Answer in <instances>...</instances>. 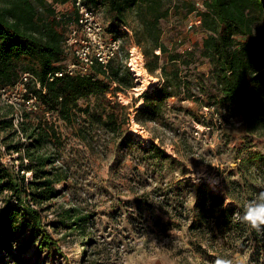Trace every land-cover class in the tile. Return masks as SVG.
I'll use <instances>...</instances> for the list:
<instances>
[{
    "label": "rangeland",
    "instance_id": "374dc122",
    "mask_svg": "<svg viewBox=\"0 0 264 264\" xmlns=\"http://www.w3.org/2000/svg\"><path fill=\"white\" fill-rule=\"evenodd\" d=\"M182 1L163 0V9ZM192 2L202 8V0ZM139 5L126 11L128 24L117 19L112 0L92 5L102 14L107 35L122 39L126 58L116 65L129 69L134 87L108 96L128 108V131H105L83 114L70 124L55 111L42 113L56 131L50 150L69 175L57 185L55 198L32 204L41 216L40 233L53 244L39 246V233L17 235L10 251H0V264H213L217 257L245 255L248 264H264V234L234 219L235 210L226 211L240 209L264 190V166L249 160L253 151L264 154V132L250 135L236 111L233 120L219 112L220 88L211 63L200 55L201 17L187 15V8H172L160 26L170 48L196 52L193 62L182 66L190 90L166 100L158 118L135 120L145 92L135 91L139 83L126 59L141 53L146 68L144 50L150 45L148 40L139 45L135 37L142 27ZM254 31L264 34V16ZM134 47L138 51L131 55ZM162 57L163 63L167 56ZM149 74L157 79L154 86L161 84L160 70ZM88 103L93 106L95 98L80 106ZM14 117L0 87V118ZM0 129L2 162L18 171L21 159L7 147L28 140L20 132L15 136ZM25 176L31 180L32 173ZM8 199L9 193L0 195V211ZM72 206L89 216L87 244L62 223L64 210Z\"/></svg>",
    "mask_w": 264,
    "mask_h": 264
},
{
    "label": "trees",
    "instance_id": "16d2710c",
    "mask_svg": "<svg viewBox=\"0 0 264 264\" xmlns=\"http://www.w3.org/2000/svg\"><path fill=\"white\" fill-rule=\"evenodd\" d=\"M76 1L0 0V87L15 84L23 73L29 72L33 75L29 87L37 94L39 104L36 111H24L25 119L19 129L13 118H0V126L13 131L11 135L17 136L20 132L28 140L7 147L21 159L18 171L3 163L0 155V195H10L0 211V251H10L14 238L27 233L30 236L39 233V246L44 249L53 244L46 234L40 233L41 216L32 204L41 206L55 198L57 185L67 182L69 175L68 170L57 164L58 159L50 150L56 131L43 112L55 111L70 124L83 114L90 125L96 124L105 131L120 134L128 131V108L108 96L111 91L117 93L134 87L129 69H123L120 63L116 65L119 58L111 62L109 73L97 64L89 76L49 80V75L61 70L70 57L65 38L78 19ZM84 1L91 6L99 3V0ZM192 1L183 0L163 9V0H112L116 17L124 24H128L126 11L139 2L137 16L142 27L135 30V37L139 45L146 40L150 42L144 50L147 70L151 74L160 70L161 84L143 94L144 103L137 109L135 120L141 123L143 118H158L166 100L190 90V81L183 75L182 66H189L196 52L189 48L182 51L170 48L162 40L160 26L172 8L176 11L187 8V15L197 13L201 17L204 34L199 44L200 55L213 67L212 76L221 93L219 112L227 118L235 116L236 111L250 135L264 132V34L254 31L256 21L264 16V0H202V8ZM157 49L160 54L155 53ZM162 56H167L163 63ZM91 98H95L93 106L90 103L84 108L80 106L82 100ZM249 160L264 166V154L260 152H251ZM25 172L32 173L31 180L26 179ZM243 206L226 208V211L235 210L242 215ZM64 213V226L84 241L89 216L75 206L65 209Z\"/></svg>",
    "mask_w": 264,
    "mask_h": 264
},
{
    "label": "built area",
    "instance_id": "2783aa9c",
    "mask_svg": "<svg viewBox=\"0 0 264 264\" xmlns=\"http://www.w3.org/2000/svg\"><path fill=\"white\" fill-rule=\"evenodd\" d=\"M75 7L78 11V19L70 26L65 38V45L70 57L61 70L49 75L50 81L64 76H89L93 74L97 64L102 65L103 69L109 73L111 62L117 58L121 60L126 58L121 37L107 35L100 10L87 4L84 0H77ZM129 32L131 33V31ZM134 49L138 51L137 47L132 48L131 55ZM131 58L129 61L126 59L130 68ZM31 79H33V75L26 72L15 84L1 88L5 90L6 103L15 110L14 124L17 129L25 119V110L36 111L39 108L37 94L29 87ZM36 84L39 88V82ZM223 113L226 115V111ZM233 118L232 115L227 117L230 120Z\"/></svg>",
    "mask_w": 264,
    "mask_h": 264
},
{
    "label": "clouds",
    "instance_id": "9594fccd",
    "mask_svg": "<svg viewBox=\"0 0 264 264\" xmlns=\"http://www.w3.org/2000/svg\"><path fill=\"white\" fill-rule=\"evenodd\" d=\"M234 219L246 224L257 233L264 234V190H261L256 196L249 200L243 206V214H234ZM213 264H248L247 256L237 257H217Z\"/></svg>",
    "mask_w": 264,
    "mask_h": 264
},
{
    "label": "bare ground",
    "instance_id": "6f19581e",
    "mask_svg": "<svg viewBox=\"0 0 264 264\" xmlns=\"http://www.w3.org/2000/svg\"><path fill=\"white\" fill-rule=\"evenodd\" d=\"M131 68L137 78L138 87L135 91L143 93L150 90L157 82L155 77H152L145 68V59L141 53H138L137 56L133 57L131 60ZM142 105L140 103L139 107Z\"/></svg>",
    "mask_w": 264,
    "mask_h": 264
}]
</instances>
